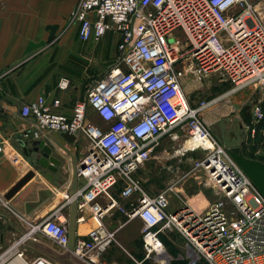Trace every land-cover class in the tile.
<instances>
[{
	"label": "built area",
	"instance_id": "2783aa9c",
	"mask_svg": "<svg viewBox=\"0 0 264 264\" xmlns=\"http://www.w3.org/2000/svg\"><path fill=\"white\" fill-rule=\"evenodd\" d=\"M70 18L78 24L81 39H100L112 30L120 33L121 41L118 60L92 81L72 113L55 110L60 99L49 103L44 94L21 107V114L33 123V129L23 132L25 137H39L45 131L88 137L78 167L86 184L67 195L68 201L76 198L80 211L90 208L99 219L113 207L129 220L141 218L147 256L162 255L160 231L177 228L194 259L204 257L210 264H264V192L200 115L220 97L193 105L183 86L187 72L201 77L213 71L234 82L228 92L249 84L264 85V7L252 0H79ZM59 86L68 87L69 80L62 78ZM253 111V118L263 117L259 103ZM181 126L189 133L182 152H204L192 169H202L221 195L203 211H170L176 183L151 195L134 176L161 137L178 138L174 129ZM189 140L193 142L186 145ZM3 150L0 141V153ZM119 185L123 198L138 194L130 207L114 196L112 189ZM101 195L107 203L98 201ZM33 227L68 247V220L61 207ZM114 238L115 231L100 223L87 237L76 238L73 250L83 261L99 264ZM36 262L56 264L44 257L30 264Z\"/></svg>",
	"mask_w": 264,
	"mask_h": 264
},
{
	"label": "crops",
	"instance_id": "0c3cea01",
	"mask_svg": "<svg viewBox=\"0 0 264 264\" xmlns=\"http://www.w3.org/2000/svg\"><path fill=\"white\" fill-rule=\"evenodd\" d=\"M78 2L79 0H0V141L4 145V150L0 153V264H30L37 257L65 264L25 242L29 237L59 252L72 253L77 257L73 248L63 247L45 231L33 229V226L59 207L67 217L69 226L72 200L75 199H67L75 180L73 155L77 156L79 167L88 149V137L84 133H78L74 141L63 140L71 148L72 154L50 137V132L54 131H45L39 137H25L23 132L33 129V123L21 114V107L24 102L44 94L49 103L59 98L60 105L53 108L70 114L76 100L86 97L89 82L100 77L116 60L120 33L110 30L100 39L84 40L79 37L78 24L70 18ZM89 66L92 70L87 72L86 86L83 87L82 81L68 74L61 75L70 78L68 87L61 88L58 80L55 83L56 74H60L61 70L74 73L77 67L86 70ZM255 92L254 99L258 98L260 90ZM190 102L198 104L191 98ZM244 109L248 112L251 110L247 105L241 110L242 116ZM93 118L99 120L97 116ZM220 119L221 115L215 122ZM243 119L245 120L244 117ZM219 130L216 133L222 138L224 130L222 127ZM186 131L182 126L175 128L177 139L164 134L150 159L135 170L134 176L140 180L147 193L155 195L170 183H176V188L178 184L183 187V177L191 171L182 173L178 158L182 151L173 152L170 146ZM42 139L52 144L61 158L60 164L51 162L52 167H56L55 170L49 167L35 169V175L7 198L5 195L11 187L29 169L34 168L33 163L41 154V150L35 149L38 144L35 141ZM225 139L227 140L223 143L228 149L238 145L234 139ZM26 147L30 149L29 154L24 150ZM187 152L194 153L186 151L184 154ZM51 156L57 157L53 154ZM85 184L86 179L78 173L77 190L84 188ZM112 192L126 207H130L138 196L135 193L131 198L121 197L120 185L114 187ZM98 201L105 204L108 198L101 195ZM203 203L196 202V205L199 209H204ZM82 215L84 218L79 220L78 217ZM133 220L134 218L129 220L119 207L110 209L102 219L96 217L90 208L80 211L77 207L75 239L87 237L90 229L103 223L108 229L115 231V238L102 252L101 258L106 261L124 259L126 248L122 239L125 238L126 225Z\"/></svg>",
	"mask_w": 264,
	"mask_h": 264
},
{
	"label": "rangeland",
	"instance_id": "374dc122",
	"mask_svg": "<svg viewBox=\"0 0 264 264\" xmlns=\"http://www.w3.org/2000/svg\"><path fill=\"white\" fill-rule=\"evenodd\" d=\"M252 1L257 2L260 7H264V0ZM180 37L181 39H185L183 33H180ZM120 41L121 38L119 43ZM119 43L114 63L120 55ZM83 59L89 61L88 58L83 57ZM191 62L188 60V63ZM90 70H92L90 66L86 70L77 67L74 69V73L61 70V73L58 72L60 74H56L55 83L57 80L60 82L62 78H67L70 84L71 80L69 77L61 76L68 74L82 81L81 85L84 87L87 85L86 77L87 72ZM92 81L89 82V86ZM234 85V82L220 71L209 72L201 77L192 72H187L183 77V86L189 99L196 100L198 104L203 99L220 97L216 102L202 110L200 115L207 121L211 130L218 136L221 142H225L227 140L225 138L234 139L238 142L236 146H241V150L246 157L264 163V85L249 84L234 92H228ZM258 90H260L257 94L258 98L254 99L253 93H256L255 91ZM256 103L260 104L263 117L260 120L253 118L252 123L247 124L243 119L241 110L248 105L251 107L252 115L254 116L253 106ZM219 115H221V119L216 123L215 120ZM219 127H222L225 131H222V138L224 140L216 133L217 131L220 132ZM188 134V131H186L181 138L171 144L170 148L173 152L182 151ZM179 154L178 158L182 173L184 174V172L186 173L189 170L191 173L183 177L185 179L181 182L183 187L181 188L180 184H178V188L173 192L169 210L176 211L181 208H186L187 211L201 210L196 205V202L203 203V201L202 205L205 209L209 203L221 198V195L217 187L209 181L202 169H192L194 161L201 158L204 152L199 149L194 151V153L187 152L184 154L183 152H179ZM237 162L239 163V161ZM142 222L139 217H136L133 222L126 225L125 238L124 240L122 239L126 248L124 259L106 261L101 258L99 264H111L114 261L122 264H210L204 257L192 258L188 251L185 237L177 228H166L160 231L159 238L161 240L160 248H162V255L147 256L142 233Z\"/></svg>",
	"mask_w": 264,
	"mask_h": 264
},
{
	"label": "water",
	"instance_id": "95a60500",
	"mask_svg": "<svg viewBox=\"0 0 264 264\" xmlns=\"http://www.w3.org/2000/svg\"><path fill=\"white\" fill-rule=\"evenodd\" d=\"M243 117L247 124H251L253 120L252 110L248 112L247 110H243ZM50 137L63 149L72 154V150L68 147L63 140L74 141L77 139V134L69 132V131H54L50 132ZM38 143L35 146L37 151L41 150V154L38 157L37 161L33 163L32 169H29L27 173L21 177L11 189L6 193V197L9 198L14 192H16L24 183H26L33 175H35V169L43 170V167H49L54 169L56 167H52L51 162L55 164H60L61 158L58 155L57 151L54 149L52 144L46 143L45 139L40 141H35ZM26 154L30 153V149L27 147L24 149ZM229 151L233 157L237 161H239L242 168L248 173V175L253 179V181L259 186V188L264 192V163L260 161H256L254 159L246 157L239 146L229 148ZM51 154L56 155L57 157H52ZM74 156V167H75V180L72 186V190L70 194H74L77 191V178H78V159L76 155ZM73 210L70 215L69 221V243L68 247L73 248L75 243V227L77 221V199L72 200ZM25 242L51 254L57 259L61 260L65 264H87L72 253L59 252L49 245L35 240L29 237Z\"/></svg>",
	"mask_w": 264,
	"mask_h": 264
},
{
	"label": "bare ground",
	"instance_id": "6f19581e",
	"mask_svg": "<svg viewBox=\"0 0 264 264\" xmlns=\"http://www.w3.org/2000/svg\"><path fill=\"white\" fill-rule=\"evenodd\" d=\"M250 108H251V107H250ZM251 110H252V109H251ZM251 110H250V111H251ZM192 142H193L192 140H189L188 143H186V145H189V144H191ZM33 264H44V263H43V262H39V263L36 262V263H33Z\"/></svg>",
	"mask_w": 264,
	"mask_h": 264
}]
</instances>
